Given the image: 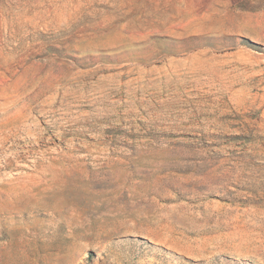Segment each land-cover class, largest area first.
<instances>
[{"label":"rangeland","instance_id":"374dc122","mask_svg":"<svg viewBox=\"0 0 264 264\" xmlns=\"http://www.w3.org/2000/svg\"><path fill=\"white\" fill-rule=\"evenodd\" d=\"M0 264H264V0H0Z\"/></svg>","mask_w":264,"mask_h":264}]
</instances>
